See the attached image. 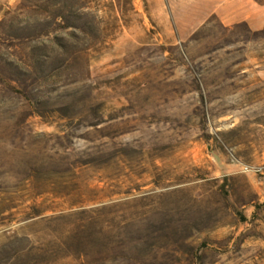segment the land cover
<instances>
[{
	"label": "trees",
	"instance_id": "trees-1",
	"mask_svg": "<svg viewBox=\"0 0 264 264\" xmlns=\"http://www.w3.org/2000/svg\"><path fill=\"white\" fill-rule=\"evenodd\" d=\"M102 38L91 1L0 2V197L48 204L0 236V264H202L219 252L207 239L215 217L187 198L190 182L175 179L188 171L167 161L175 146L128 136L165 123L173 98L197 94L185 132L195 126L218 141L208 104L222 56L233 82L245 72L236 56L264 40V26L216 16L185 42L130 52L120 78L93 74L89 52ZM35 118L57 132H36Z\"/></svg>",
	"mask_w": 264,
	"mask_h": 264
},
{
	"label": "rangeland",
	"instance_id": "rangeland-1",
	"mask_svg": "<svg viewBox=\"0 0 264 264\" xmlns=\"http://www.w3.org/2000/svg\"><path fill=\"white\" fill-rule=\"evenodd\" d=\"M21 1L0 0L5 9H14ZM79 1H91L102 26L103 38L89 52L95 76L114 71V78H120L122 71L128 73L119 68L130 52L149 43L185 42L216 16L228 25L246 20L255 29L264 26V0ZM226 58L222 56L220 86L212 91L208 104L210 132H218V141L200 136L195 126L185 132L183 122L199 104L197 94L173 98L160 113L165 123L152 129L142 124L141 132L128 138L142 136L160 147L175 146L168 163L189 173L175 179L191 183L187 198L197 200L216 221L207 239L216 243L219 252L207 254L202 264H264V40L249 44L247 53L236 56L245 72L233 82L224 76ZM31 124L36 132H57L55 125L39 118ZM158 164H163L160 158ZM194 193L201 196L196 198ZM47 206L42 199L0 197V236L20 232L28 222L39 219L33 207L43 210Z\"/></svg>",
	"mask_w": 264,
	"mask_h": 264
}]
</instances>
